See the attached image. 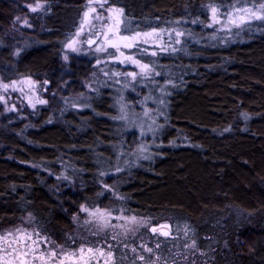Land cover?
Here are the masks:
<instances>
[{"label":"trees","instance_id":"16d2710c","mask_svg":"<svg viewBox=\"0 0 264 264\" xmlns=\"http://www.w3.org/2000/svg\"><path fill=\"white\" fill-rule=\"evenodd\" d=\"M35 2L0 0V77L73 87L93 65L86 58L63 60L88 0H47L29 30L12 33L16 17L28 15ZM235 2L117 5L124 8V31L132 33L205 24L210 6ZM244 39L213 45L200 38L164 59L171 74L161 81L172 85L149 159L134 162L141 142L116 119L109 89L1 116L0 232L31 214L53 239L68 240L83 205L123 210L153 225L169 220L176 235L187 226L186 239L203 253L196 264H264V25ZM114 253L115 264H143L129 250Z\"/></svg>","mask_w":264,"mask_h":264},{"label":"rangeland","instance_id":"374dc122","mask_svg":"<svg viewBox=\"0 0 264 264\" xmlns=\"http://www.w3.org/2000/svg\"><path fill=\"white\" fill-rule=\"evenodd\" d=\"M261 2H249L247 0V4L239 3L236 4L232 3L229 6L220 7L218 5H212L209 7V20L207 23H202L201 21H197L196 23H193V21L189 24L186 23V25H179L169 28H157V29H165L166 31L162 34V39H160V42L164 45H171L173 47H176L179 49L176 53H171L170 51L168 53H159V49L152 46V45H143L141 44V48L147 47L149 49V52L155 50L158 52V55L153 57L150 55H144L142 53H137V58L141 59L143 63H149L154 64L156 66V71L160 72L161 75L155 77L156 83H151L148 80L145 81H130L129 79H125L124 77H116L114 79H109L108 76L105 75V73H111L114 71H133L136 69L134 66L127 65V64H118L110 59L109 53H112L114 49L109 48L108 52H97L96 51V45H89L86 41L91 38L93 40H97L99 42L101 38H97L94 33L95 31L99 30L100 24L99 22L93 21V23L96 24V28L92 29L89 25H85L84 32L81 33L79 37L74 36L73 39H77L79 42L76 44V48L78 51H72L65 47V51L63 53V60L66 64H70L74 59L77 58H86L88 61L93 62L92 68L88 70V74L84 75V77H80L78 80V83H76L73 87H70L68 85H59L56 89L52 87L50 83H45L37 81L33 78H31L32 81H35V87L34 89H29L27 85L24 84H17V89L23 87V92L19 90H12L9 89L7 92H4L3 89H0V95H3L5 97V102H0V117L4 115H10L14 113H18L19 111L24 110H31L35 111L38 110L40 107L47 105L53 98L55 97H62L63 95H69L71 97H75L79 100H85L86 95L90 94H97L102 89H109V92L115 97L116 104H117V112L118 116L120 117L122 115H126L127 119L121 120L117 119L120 124L122 125L123 129L126 131H134L136 132L138 140L141 142L140 145H145L147 147V153L149 152V149L151 146H149L151 143L150 140L154 137V132H156L159 128V125L161 123V118L164 116V109L166 107L167 103V95H168V87L172 85L167 83L169 80H162L161 78L167 77L171 74V71L169 69H166L164 59L170 55H175L184 52L186 47V42L191 41L193 43L200 42V38L204 39V41H208L209 44H227L230 42H236L245 40L244 38L249 33H256L258 29H260L264 25V21H251L244 26L237 28V27H231L230 30L224 29L222 27V24H213L211 27L208 25L212 24L211 19V7H216L219 12H230L233 11V4H235L236 7H253L255 4L257 7ZM110 4H114L116 7H120L117 5V0H109ZM88 6V3H87ZM86 6V10H87ZM95 6V5H93ZM105 7H108L106 5ZM122 8V7H121ZM46 9V5H45ZM44 9V10H45ZM85 10V11H86ZM84 11V12H85ZM98 11H101L98 8ZM44 12V11H42ZM32 13L29 11V14L26 16H22L21 21L23 19H27L28 22L31 24V16L32 15H38L39 13ZM106 15V13H105ZM235 15V14H234ZM239 15H243V13H240ZM220 19L223 21L226 19L224 16H220ZM200 25L201 27H197ZM31 28V27H30ZM29 27L23 26L21 22H15L12 24L11 32L16 35H22L26 30L30 29ZM152 30V29H151ZM151 30L147 31H137V32H149ZM171 30V39H169V32ZM175 31L183 32L185 35L181 36L180 44H176V36ZM134 33V32H132ZM132 33H126L124 31V26H122V35H131ZM215 37V38H213ZM126 52L135 50H125ZM65 56H67V59H65ZM100 61L101 63L97 64V61ZM165 69V70H164ZM164 70V71H163ZM30 78V77H27ZM26 78L14 80L17 82L23 81ZM116 80H119V83H116ZM12 81L7 82L4 81L0 77V83H8L10 84ZM174 82V81H173ZM125 85H130L128 87H125ZM145 91L146 94L144 93ZM150 96L153 98L151 100L146 101L145 103H141V101L144 100L145 96ZM88 95V96H89ZM28 97H32L33 103L37 99H44L47 100V104H36V107L33 108L28 103ZM163 100L164 103L160 104L159 101ZM15 105V110H9ZM123 107V111L121 110ZM75 106L80 107L81 105L76 104ZM148 108L152 110L151 118L145 117L143 115L144 109ZM162 113V115L160 114ZM154 121V122H153ZM135 125V127H134ZM143 126L145 130V134L143 136L140 135V126ZM151 126L153 131H147L148 127ZM146 156V152L140 153L136 150L134 153V162H137L139 160H142V158ZM108 176V175H107ZM99 208V207H96ZM88 208L90 211L95 210ZM103 209V208H101ZM110 211V210H109ZM112 214L113 219L110 221L111 225H114L115 227L109 226L107 228H101L100 222L97 221L95 217L90 216L88 213L80 211V213L75 217V224H76V234L70 237L68 240L63 241H57L53 239L32 217L31 220L28 219L29 216H27L21 223L15 226L8 227L0 232V236L4 235L5 233L11 231L13 232V236L9 237V241L13 240L17 233L15 232V229L22 228L25 229L27 232H33L39 231L41 236L48 237L50 241L54 242V244L44 245L41 243L39 245V251L36 253V255H39L40 251H47L48 248L55 247L56 245H62L63 250L66 252H72L75 249H78L81 245H84L87 247L92 248H104L105 253L108 251L107 245H112V251H113V259L109 262V264H115L114 257L115 253L114 251L118 248V250H129L131 255L138 257L140 255H144L146 259L148 257H152L153 259L155 256H160L161 260L157 262V264H164V261L167 260V264H185V262H195L201 263V252L197 250H185L183 245L185 243H191L189 242L186 237L183 235H176L175 229L171 221H161L153 225L150 221H148V224L146 225H137V224H126L124 220H118L115 219V217H119L121 215L123 216H129L125 212H114L110 211ZM140 219V218H138ZM87 221V223H86ZM161 224H168L171 226V233L172 236L169 238H165L164 236H161L159 234L152 233L149 229L153 226H159ZM120 225H125V227L128 229L125 231V228L120 227ZM185 228L183 227V230ZM167 230V229H166ZM116 236L117 239L113 240L112 237ZM184 236V237H183ZM35 239V237H33ZM73 241L75 243H73ZM159 244L160 249H155V245ZM141 245H146L147 247L153 248V253H147L143 250ZM14 247H18V245H13ZM120 246V247H119ZM0 247H7L6 243L0 242ZM136 248V251L133 252L132 249ZM58 252L60 251L59 248L56 249ZM194 252V254H193ZM179 253V255H177ZM2 254V253H0ZM184 257H187L185 259ZM106 257H97L99 264H104V260ZM31 260V257H29ZM169 260H172L171 262ZM138 261H140L138 259ZM143 264H145L144 261H140ZM34 264H41L40 260H36ZM52 264H55V261L52 262ZM71 264V262H69ZM93 264H96V261H93Z\"/></svg>","mask_w":264,"mask_h":264},{"label":"snow or ice","instance_id":"6c2138e0","mask_svg":"<svg viewBox=\"0 0 264 264\" xmlns=\"http://www.w3.org/2000/svg\"><path fill=\"white\" fill-rule=\"evenodd\" d=\"M244 3L247 4V0H236V4ZM47 4V0H36L34 4H28L27 7L30 12L37 13L42 12L45 9V5ZM95 5V6H93ZM108 5V7H105ZM98 8L101 11H98ZM233 11L230 12H219L216 7H211V19L212 24L208 25L211 27L213 24H222L224 29L230 30L231 27L240 28L245 24L251 21H264V2L260 3L258 7L254 4L253 7H236L235 4L232 6ZM106 13V15H105ZM243 13V15H239ZM235 14V15H234ZM220 16L226 17L223 21L220 19ZM125 12L124 8L116 7L114 4H110L109 0H88L87 10L83 14V18L80 24L79 29L75 33L76 37H79L81 33L84 32L85 25H89L90 28L95 29L96 24L93 21L99 22L100 27L98 31L92 33L97 38H101L99 42L97 40H93L89 38L86 42L89 45H96L97 52H108L109 48L114 49L112 53H109L110 59L118 64H127L134 66L138 71H114L109 73H105L109 79H114L116 77H124L126 80L130 78V81H145L148 80L151 83H156L155 77L161 75L160 72L156 71V66L154 64L143 63L141 59L137 58V53H142L144 55L157 56L158 52L153 50L149 52L147 47L141 48V44L143 45H152L159 49V53H176L179 49L176 47L169 45H164L160 42L162 39V34L166 31L165 29H157L153 28L149 32H134L131 35H122V26H125ZM15 22H21L23 26L31 27L32 25L28 22L27 19H23L21 21L20 17H16ZM197 21H193L196 23ZM126 27V26H125ZM171 30L169 32V39H171ZM176 36V44H180V37L185 35L183 32L175 31ZM215 38V37H213ZM79 41L77 39H72L66 45V47L72 51H78L76 48V44ZM125 50H135L134 52ZM18 54V53H17ZM67 59V56H65ZM101 63L99 60L97 64ZM119 80H116V83H119ZM24 84L29 87V89H34L36 82L32 81L31 78H26L23 81L17 82L12 81L10 84L8 83H0V89H3L4 92H7L9 89L14 91L19 90L23 92V87L17 89V84ZM47 83V82H45ZM167 83L171 84L172 81H168ZM130 85H125L128 87ZM153 99L150 95L145 96L144 100L141 103H145L148 100ZM0 102H5V97L0 95ZM28 103L35 108L36 104H47L48 101L44 99H37L35 103H33L32 97H28ZM160 104H163L164 101L160 100ZM123 105L121 110L123 111ZM9 110H15V105ZM152 110L145 108L143 115L145 117L151 118ZM162 115V113H160ZM116 119L125 120L127 119L126 115H122L117 117ZM154 122V121H153ZM135 127V125H134ZM140 135L143 136L145 134V130L143 126H140ZM230 129H225V131H229ZM147 131H153L152 127L149 126ZM140 153H144L147 151V147L145 145H140L137 149ZM145 159H149V156H144ZM116 172L122 171L120 168H116ZM101 176L105 175V173H100ZM103 188L105 190H111V186L108 184H104ZM103 195V192L100 193ZM121 199H123L121 197ZM81 211L88 213L90 216L95 217L98 222H100L101 228H107L109 226L115 227L110 224V221L113 219L112 214L107 209L96 208L95 210L90 211L87 207L81 206ZM123 212V210H121ZM29 220L32 219L31 214L28 217ZM118 220H124L126 224H137V225H146L148 224L147 219L140 218L138 219L136 216H119L115 217ZM87 223V221H86ZM120 227L125 228V231L128 229L125 225H120ZM167 229V230H166ZM171 226L168 224H161L159 226H153L149 230L154 234H159L164 236L165 238H169L172 236ZM179 231V229H178ZM184 236H188V232L190 229L185 226ZM17 233L16 237L9 241V237L13 236V232L9 231L4 235L0 236V242L6 243L7 247H0V264H34V262L38 259L41 261V264H52L55 261V264H67V262H71V264H93V261H96V264H99L97 257H106L104 260V264H109V262L113 259V251L112 245H107L108 251L105 253L104 248H92L85 247L81 245L78 249H75L72 252H66L63 250L62 245H56L55 247L48 248L47 251H40L39 255L36 253L39 251V245L43 243L44 245L54 244V242L50 241L48 237L41 236L39 231L27 232L25 229L17 228L15 229ZM35 237V239L33 238ZM113 240H116L117 237L114 235L112 237ZM73 243H75L73 241ZM18 245V247H14L13 245ZM143 250L147 253H153L154 249L147 247L146 245H141ZM185 250H198L196 241L193 239L191 243H185L183 245ZM59 248L58 252L56 249ZM155 249H160V245L156 244ZM133 252L136 251V248L132 249ZM194 254V252H193ZM203 255V253H201ZM179 255V253H177ZM31 257V260L29 259ZM187 259V257H184ZM140 261H144L145 264H157L158 261L161 260L160 256L146 257L144 255H140L138 257ZM164 264H167V260L164 261ZM192 264H195L193 261Z\"/></svg>","mask_w":264,"mask_h":264},{"label":"flooded vegetation","instance_id":"af4514ba","mask_svg":"<svg viewBox=\"0 0 264 264\" xmlns=\"http://www.w3.org/2000/svg\"><path fill=\"white\" fill-rule=\"evenodd\" d=\"M67 264H69V262H67Z\"/></svg>","mask_w":264,"mask_h":264}]
</instances>
